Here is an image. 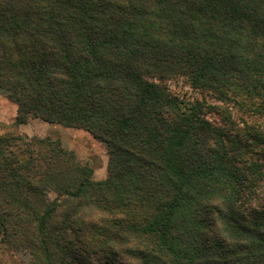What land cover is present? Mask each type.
Wrapping results in <instances>:
<instances>
[{
	"label": "trees",
	"instance_id": "trees-1",
	"mask_svg": "<svg viewBox=\"0 0 264 264\" xmlns=\"http://www.w3.org/2000/svg\"><path fill=\"white\" fill-rule=\"evenodd\" d=\"M0 93L14 127L108 155L94 181L58 140L0 136V245L27 264H264V0H0Z\"/></svg>",
	"mask_w": 264,
	"mask_h": 264
},
{
	"label": "rangeland",
	"instance_id": "rangeland-1",
	"mask_svg": "<svg viewBox=\"0 0 264 264\" xmlns=\"http://www.w3.org/2000/svg\"><path fill=\"white\" fill-rule=\"evenodd\" d=\"M167 86L171 92L185 102L198 100L204 105V114L211 121L219 122L222 113L218 114L210 106H223L207 93L192 89L184 79H170ZM231 109V108H230ZM232 110V109H231ZM222 114V115H221ZM16 105L0 93V136L19 133L23 137L51 138L61 142L65 149L76 153L80 161L89 163L93 169V180L99 181L107 177L108 155L105 146L97 141L90 133L67 128L58 124H49L38 118H31L26 125L14 127ZM50 194V198H54ZM29 260L25 251L5 244L0 245V264H27ZM94 264H106L99 255L93 257Z\"/></svg>",
	"mask_w": 264,
	"mask_h": 264
},
{
	"label": "crops",
	"instance_id": "crops-1",
	"mask_svg": "<svg viewBox=\"0 0 264 264\" xmlns=\"http://www.w3.org/2000/svg\"><path fill=\"white\" fill-rule=\"evenodd\" d=\"M103 180V179H102Z\"/></svg>",
	"mask_w": 264,
	"mask_h": 264
}]
</instances>
